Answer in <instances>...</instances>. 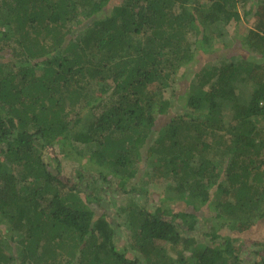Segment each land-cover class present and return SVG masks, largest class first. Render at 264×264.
Masks as SVG:
<instances>
[{
	"label": "trees",
	"instance_id": "trees-1",
	"mask_svg": "<svg viewBox=\"0 0 264 264\" xmlns=\"http://www.w3.org/2000/svg\"><path fill=\"white\" fill-rule=\"evenodd\" d=\"M261 102L264 0H0V264H248Z\"/></svg>",
	"mask_w": 264,
	"mask_h": 264
},
{
	"label": "rangeland",
	"instance_id": "rangeland-1",
	"mask_svg": "<svg viewBox=\"0 0 264 264\" xmlns=\"http://www.w3.org/2000/svg\"><path fill=\"white\" fill-rule=\"evenodd\" d=\"M206 1H209V0H206ZM238 25V24H237ZM242 23H240V28L239 26H237V28L234 29H224L223 28V31L225 32V36L224 38H221L225 41V45H222V46H218V45H214L215 48L217 49V51L220 50L221 47L223 46H226V45H230V46H237L235 44H237V35L240 34V33H243V29L245 27H243ZM215 33H217L215 31ZM213 33H208V35H212ZM230 47V48H232ZM200 54L196 57V60L195 62H193L192 64H190L187 68L185 69H182V75L186 72V74L188 73L189 70L191 69H195L197 67H203L204 64L208 62L205 61L204 63H201L200 62ZM229 55H232V53H229ZM205 64V65H206ZM196 78L193 77V73L190 72L189 74L186 75V78L183 79V84H185L187 87L189 86V84H193L195 83V80ZM170 91L171 90H167L166 91V95L169 96L170 95ZM188 92V90H185L182 89V92L177 94L178 96L173 98L176 102L179 101L180 104H184V101H185V97H184V93L185 92ZM250 93V90H246V94H249ZM178 105V104H176ZM183 111V109L177 111L179 113H181ZM177 112H174L173 113H170L169 115V118L170 120L176 116V113ZM58 150V154H59V149ZM83 151V150H82ZM86 159V158H85ZM73 157H69L67 158L66 160L63 161V175L66 177V178H70V176L72 175V171L73 169L76 167V164L74 161ZM81 160V159H80ZM80 162V161H79ZM80 163H85V160H82V162ZM146 169V168H145ZM141 178L143 179V181H146V182H150L151 180V169L150 167H147V169L143 172H141ZM160 184V183H159ZM162 185H158L156 188H154V192H158V190H160L162 192ZM152 190V192H153ZM108 197H111V198H115L114 200H116V202L112 201V205L110 207L107 208V214L113 218V220H117L116 218V212H117V209L119 206H122L124 203L122 201L118 202L117 200V196L113 195L111 192H108L107 194ZM167 197L168 198V201L167 203H179L180 201L176 200V195L175 194H172V193H168V192H165L161 197ZM164 198V197H163ZM213 199V198H212ZM184 208V205H181V206H176V209H175V212H177L179 209H183ZM191 208H187V211H190ZM199 210V209H197ZM105 211V210H104ZM103 211V212H104ZM101 211L97 209L96 213H100ZM101 216V215H99ZM123 222V221H122ZM121 222V225L119 227V231L117 233V236L119 237V240H120V244H119V247H121L123 241H127L128 239V236H127V228H126V224L123 222ZM262 222H258V224L256 226H254L253 228H250L246 231H243L242 233H239L238 235V239H239V242L237 243V246H238V249H240L239 251V254H240V258H243L244 261L248 264H264V223ZM113 225H117V221L115 223H113ZM10 234V233H8ZM17 236H14V241H17ZM170 249H166V253L169 252ZM130 254L133 256V257H138L140 258V255L139 253L137 254L136 252L135 253H132L130 252Z\"/></svg>",
	"mask_w": 264,
	"mask_h": 264
},
{
	"label": "built area",
	"instance_id": "built-area-1",
	"mask_svg": "<svg viewBox=\"0 0 264 264\" xmlns=\"http://www.w3.org/2000/svg\"><path fill=\"white\" fill-rule=\"evenodd\" d=\"M260 106H264V102H261Z\"/></svg>",
	"mask_w": 264,
	"mask_h": 264
}]
</instances>
